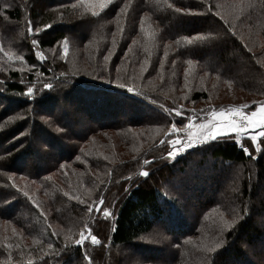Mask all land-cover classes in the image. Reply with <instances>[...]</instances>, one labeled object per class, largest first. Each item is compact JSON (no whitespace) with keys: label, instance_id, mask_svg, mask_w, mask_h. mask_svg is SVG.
<instances>
[{"label":"trees","instance_id":"obj_1","mask_svg":"<svg viewBox=\"0 0 264 264\" xmlns=\"http://www.w3.org/2000/svg\"><path fill=\"white\" fill-rule=\"evenodd\" d=\"M81 1L0 0V40L6 50L0 47V64L5 59L12 61L13 56H23L36 70L26 77L11 71L6 83L0 80V264H88L87 253L97 264H195L194 258L198 257L199 264H264V223L255 222L264 208V139L257 152L248 143L242 145L250 155L231 138L211 143L208 151L202 152L199 170L210 157L214 161L208 169L212 175L199 178L198 172L190 170L191 161L182 160L181 184L175 181L173 185L172 180L163 181L167 174L164 165L156 166L144 178L140 171L145 160L140 167H131L133 159L119 157L123 133L113 136L104 132L112 127L127 130L133 124L160 122L148 119L144 113L147 108L162 117L168 116L164 107L191 112L184 104H172L170 97L152 91L183 82L188 61L194 63L199 75L218 76L234 85L228 93H238L236 98L241 92L251 96L249 111L263 105L264 0H224L229 6H221L222 11L232 10L229 26V14L218 19L195 16L190 13L194 3L183 5L186 0H140L134 6L128 0H114L103 9L97 4L94 11L85 3L78 6ZM61 6L65 13L57 16ZM75 11L86 13L90 21L72 24ZM94 12L99 15L90 16ZM123 17L130 19L124 30ZM144 18L152 24L150 34L164 33V38L160 48L153 40V49L148 53L141 48L136 57L129 59L131 73L137 78L133 80L130 75L128 82L120 65L129 50L136 47L135 37ZM29 21L33 29H39L38 35L29 34ZM16 24L22 26L18 32ZM47 24L52 27L45 29ZM185 36L206 39L189 43L183 39ZM32 39L39 44L33 46ZM68 39L74 40L79 49L99 40L95 44L98 61L86 69H70L68 61L54 62L48 52ZM169 41L174 48L169 47ZM230 55L235 62L228 60ZM105 56L109 58L105 60ZM163 59H171L166 66L169 74L151 89L153 75H158L156 68ZM148 60L155 63L154 68L148 67ZM143 62L147 67L140 71ZM235 67L239 70L232 71ZM114 70L121 72L114 74ZM108 77L118 82L105 79ZM134 81L139 89L133 88V92L117 86L123 83L133 87ZM45 83L53 87L45 89ZM29 87L34 88L31 97L25 95ZM207 98L205 93L193 95L196 101ZM3 99L9 103L7 108ZM62 102L73 107L72 118L87 120L90 126L71 134L58 116ZM227 104L236 107L248 101ZM41 117H49L47 126L57 130L45 133L47 127ZM34 138L46 144L39 152L49 160L45 165L37 155L32 159ZM221 190L227 192V197H222ZM259 190L263 197L256 201ZM188 193L198 200L184 209L179 202ZM100 198L104 204L97 211ZM105 210L111 215L106 217ZM234 219L237 222L233 227H224L225 222ZM85 224L101 245L87 243L88 249H84L75 243L81 232H86ZM154 230L168 235L170 239L165 240L176 247L151 249L138 244ZM214 243H221V247L208 252L206 249ZM125 247L136 249L138 257L120 253ZM254 247L258 250L256 263L248 252Z\"/></svg>","mask_w":264,"mask_h":264},{"label":"rangeland","instance_id":"obj_2","mask_svg":"<svg viewBox=\"0 0 264 264\" xmlns=\"http://www.w3.org/2000/svg\"><path fill=\"white\" fill-rule=\"evenodd\" d=\"M113 1L114 0H112V2ZM139 1L140 0H128V4L131 3L132 6H134L138 4ZM188 1L194 3V5L191 8L192 11H190V13L194 14L195 16H199V17L208 16V17H213L215 19H218L223 14H229L230 16L226 17V21L229 20V22L231 18H233L231 15L232 10L230 12H227L226 10L222 11L221 6H223V9L229 6V4L223 3L224 0H186V2L183 5H185ZM112 2L110 4H112ZM83 3H85V5H87L90 10L94 11L97 9L95 8L97 7L96 5L97 4L100 5L101 0H84V1H81V3L78 6H80ZM115 3H118V0H116ZM209 6H211V11H208ZM61 7H58L59 10L57 12V16H60V14L65 13V8L63 6ZM75 12L76 14L73 16L74 19H71L72 24L75 21H76L75 22L76 24H79V23L82 24L83 22L81 23V21H90V17H87L86 13H80L79 11H75ZM92 15L93 14H90V16ZM171 24L173 25V22ZM129 25H130V19L128 17L127 18L123 17V20H122L123 30L127 28V26ZM151 25L152 24L149 23L148 20L145 18L141 21L140 31H138V35L135 37L137 41H134L136 44V47H133L129 50V52L127 53V57L123 60L124 62L122 61L123 63L120 65L121 71L124 74L126 81L128 82H130L129 80L130 75L133 80H135L134 78H137V76L131 73V61L129 59H131V57H136L137 51L140 50L141 48L144 49L145 53H148L149 50L153 49L151 47L153 45V40L157 41L159 48H160L161 43L163 42L164 33H159V32L154 31L150 34L149 29L151 28ZM227 25L229 26V23ZM21 27L22 26L20 24H16L15 26L16 31L18 32L20 29H22ZM230 29L233 30V28L231 27ZM151 37H152V42H151ZM64 41L61 42L59 47L48 52L49 56L52 58L54 62L68 61L67 64L69 65L70 69L71 68L76 69L80 66L82 67V69H86L88 65L91 66L93 64V61H98V57L100 55H95V51L99 49L95 44L99 40L97 41L92 40L91 42L84 44L83 48L79 49L78 46L75 44L74 40L68 39L67 40L68 41L67 54H65L64 52ZM169 43H170L169 47L171 48L175 47L172 41H169ZM0 47L2 48V49L0 48L2 51H6L4 48L3 42L1 43V40H0ZM7 51L10 52L9 49ZM40 54L41 53H38L37 57H41ZM228 60L232 63V62H235L236 58L233 55H230L228 57ZM169 61H171V59L169 60L163 59L162 62L158 63L157 68H156V72H158V75L155 77L154 76L155 73H154L153 75L154 82H153V85L150 86L151 89L157 88L158 85L162 84L163 78L168 76L169 73H167L168 70L166 66ZM147 64H148V67L151 66L154 68L155 63L152 64L150 60L147 61ZM146 67H147L146 63L143 62L142 66L140 67V71H143L144 69H146ZM187 68L190 70V72L189 70H187L186 76L184 78L185 80L181 82L180 84L169 86L165 90H161V91L152 90V91L155 92L156 94H161V95L170 97L173 100L171 101L172 104H175V102H176V105L184 104L185 107H187L186 109H188V111H191V112H188L190 113L189 115L188 113L186 112L183 113L182 111H180L181 115H177L176 112L179 110L164 107V111L168 116L162 117V116H159V114L154 109L149 110L147 108V109H144L145 111L144 113L147 114V116L149 117L148 119L149 120H159L160 122L148 121L141 125L133 124L131 125V128H128L127 130L125 129L119 130L118 127H112L111 129L113 130L111 131L110 130L104 131V132H108L110 135H113V136H115L116 134L118 135L120 132L123 133V136L121 139H123L122 142L124 144L122 145V147L120 145L118 149L121 152V154H119V157L123 159L124 157L129 156V159H133L131 162H129V165L131 164V167H133L135 164H136V167H140V163L141 162L143 163L144 160H147L149 161V163L144 164V166L142 167L144 170L142 169L140 173L142 171H148L150 174V172L152 173L154 171V168H156V166L160 167L164 165V167H166L164 171L167 172V174H166V178L163 179V181H165L166 179L168 182L172 180L173 185H175V181H177L176 184H181L180 177L182 176H180L179 170L182 167V164H181L182 160L185 161L186 159H189L191 161L190 170L193 169L195 172H198L197 174L199 175V178L207 179L208 175L210 176L212 175L213 172L208 169L210 168L209 166L212 167V164L214 163V161L210 157H208L207 160L204 162L205 164L203 165L202 170H199L200 161L202 159L201 158L202 152L206 153L208 151L207 147H209L211 143L218 141L220 139L231 138L232 140L237 141L241 146L246 145L245 143H248V145H251L255 149V145L252 142L251 137L256 136L257 142L260 143V145H261L260 141L264 139V137L259 136V131H260L259 128H252V129H249L247 132L240 133L238 135L235 133H228L225 137L217 138L214 141H208L206 143L196 142V144L192 148H187L186 150L184 148H181V151L175 156V158L169 157L168 152L172 150V146L169 143V141L176 138V134L172 133V130H171V125L173 123H175L177 127H180L182 121L187 123L190 117H195V120L193 122L194 124L199 125L201 123H206L207 121H211L213 119L211 115V112L213 110L219 113L221 109L226 110L227 112L228 109L236 108V109H240L243 113L250 114L252 111H256L257 113H259L261 106H264V104L259 105L258 107L255 108V110L249 111L250 108L247 106L252 103L253 98L251 96H246L244 93L241 92L239 93L238 98H236L238 93L236 94L235 92V94L233 95L228 93L229 90L231 91L232 88H235L234 85H232L230 82H227L225 79L220 78L218 76H214V75H211V76L210 75H202V76L199 75L198 69L196 70L194 63H191V64L187 63ZM234 69L235 70H232V71L239 70V69H236V67ZM11 71L22 73L24 74L25 77L27 75H30V73H36L35 68L31 67L30 65H27L26 60L19 59V56H13L12 61L5 59L3 61V64H0L1 82L6 83V81L9 78L8 73ZM121 71L119 70L118 72H116V70H114L113 73L118 74ZM105 79H113L114 81H116L115 78H111V77H108ZM134 83L136 85L133 86V88L139 89L137 87L138 83L136 81H134ZM195 93H201V94L205 93L209 96V98H207L206 100H199V101L193 100V95ZM244 101H248V104H245V105L243 104V106H236V107L230 106L227 104V103L239 104V103H243ZM3 103L5 104L3 105L4 108H7L9 103L4 99H3ZM58 108L62 110L58 113V116L60 117V123L67 126L71 134H75V133L77 134L78 132L80 133L84 129H86L88 126H90L87 120L81 119L80 121H77L78 119L76 116L72 118V114L74 110L72 106H67L66 104L62 102ZM228 115L231 116V113H228ZM124 117L128 118L127 115H124ZM53 118H56V117L54 116ZM232 118L238 119V117H232ZM36 119H37L36 121H38V116L36 117ZM41 119L44 120L43 125L47 127L46 128L47 132L45 133L50 134L51 132H53V130H57V129H53L47 126L49 122L48 120L50 119L49 117H43V118L41 117ZM73 119L75 121V124H73ZM163 120L165 122V125L163 123ZM165 120H167V123ZM177 120H179V124L176 123ZM124 121L128 122L127 120H124ZM189 131H191L195 135H199L198 128H193L191 130L187 129L186 127L181 128L179 135L185 144L187 143L186 137ZM104 132H102V134ZM69 134H66V135L68 136ZM39 140L41 141V139L34 138L33 145H35V150H34V153L32 154V159H36L35 156L37 155L40 157L41 161L43 162L42 164L45 165L48 163L49 160L47 159V157H42L39 152H42V150L46 148V144H43L42 142L40 143ZM162 140L164 141L163 144L160 143V141ZM245 141H249V142H245ZM63 145H67V144L63 142ZM124 151L126 152V154H123ZM129 159H127L126 161H128ZM168 169H171L172 171L169 172ZM160 177L162 178V176ZM160 177H157V178L160 179ZM169 189H172V187H169ZM221 193H222V197L223 195L227 197V192H225V190H221ZM262 197H263V192L260 190L257 191L256 201L260 200V198ZM195 200L197 201L198 198L194 197L192 193L191 194L188 193V195L184 199L180 200L179 203H181V205H183L185 209L189 207V205L194 204ZM97 207L100 208L101 206L97 204L96 208ZM263 221H264V208L261 209V212L259 211L258 218L255 220V222H258V224H260V223H264ZM37 236L39 235L37 234ZM168 238H169L168 235L160 232L159 230H154L149 236L140 240L138 244L146 246L151 249L152 248L164 249L165 247H170V246L175 248L176 244L174 242L170 241L167 243L165 239H168ZM32 239H34V237ZM90 240H91L90 236L88 237V239L85 240V243L82 246V247H85L84 249H88L86 247V244L90 243ZM101 243L99 245H101ZM99 245H94V246H99ZM122 252H125L129 256L135 254L133 256L138 257V253L136 252V249L134 250L131 247H125V248L120 249V253ZM248 252L250 255L249 257H252V260L255 261L256 263L258 260L257 258L258 250L255 249V247L254 249L248 248ZM85 259L88 264H97L96 261L94 263L93 260L91 259V254L87 253ZM8 261H10V259H7L6 263H9ZM194 262L195 264H199V257L194 258ZM229 262L228 264H232ZM128 264H133V263L128 262ZM139 264H142V262H140Z\"/></svg>","mask_w":264,"mask_h":264},{"label":"snow or ice","instance_id":"obj_3","mask_svg":"<svg viewBox=\"0 0 264 264\" xmlns=\"http://www.w3.org/2000/svg\"><path fill=\"white\" fill-rule=\"evenodd\" d=\"M112 2V0H101L100 3V8L103 9L105 8L108 4H110ZM127 7V5H125L123 8L120 9L121 12H123L125 10V8ZM171 7V5H170ZM177 12L182 11L180 8H176L175 9ZM208 11H211V6H209ZM93 15H99V13L94 12ZM29 27H28V32L30 35H38L39 33V29H33L32 27V22L29 21ZM52 25L51 24H47L44 25L45 29L51 28ZM183 39L187 40L189 43L192 42V39H206V37H193V38H189L188 36L183 37ZM33 46H36L39 44V41L37 39H32L31 41ZM177 43H179V41H177ZM68 51V41L65 40L64 41V52L65 54H67ZM6 56H9V59H11L12 57L5 52L4 53ZM42 55V53L40 54ZM109 57L105 56L104 59L107 60ZM19 59L23 60V56H20ZM189 64L192 63V61H188ZM117 79H119V77H117ZM109 83H112V80L108 81ZM119 88L121 89H125L128 92H133L134 89L132 86H126L123 83H119L117 85ZM43 87L45 89H51L53 87V85L51 83H45L43 85ZM34 93V88L33 87H29L27 89V92L25 93V95L31 97ZM153 103H155V101H153ZM228 113H231V116L228 115ZM177 115H181L180 111L176 112ZM211 115L213 117V119L211 121H207L206 123H201L199 125L194 124V120L195 117H190L187 121V123L185 122H181V126L177 127V125L175 123H173L171 125V130L172 133L176 134V138L173 140H170L169 143L172 146V150L168 152V156L175 158V156L181 151V148H184L185 150L187 148H192L196 142H208V141H214L217 138H222L225 137L228 133H235V134H240V133H245L247 132L249 129L252 128H259V136L264 137V106H261L259 113H257L256 111H252L250 114H246L243 113L240 109H236V108H232V109H228L227 112L226 110L221 109L219 111V113H217L215 110H213L211 112ZM232 117H238V119H234ZM21 119L23 117H20ZM186 127L187 129L191 130L193 128H198V132L199 135H195L193 134L191 131L188 132L187 134V143L185 144L184 141L181 139L179 133L181 131V128ZM58 130H62V129H58ZM252 142L255 145V150L259 151L260 150V143L257 142V137L256 136H252L251 137ZM161 144L164 143V141H160ZM243 147V146H242ZM245 153H248L249 150L248 148L244 147L243 148ZM250 155V153H249ZM107 159V157L105 158ZM145 164H148L149 161L145 160L144 161ZM141 175L144 177H147L149 175L148 171H142ZM130 178V177H129ZM50 179V177H49ZM23 195L25 197L28 196L27 192H23ZM65 196L68 195V193H64ZM77 199H79L77 197ZM34 203V202H33ZM81 203H84V201H81ZM99 205L102 206L104 204V200L103 198H100L99 200ZM36 207L38 208L39 205H36ZM93 209L92 207L88 208V211L91 212ZM97 211L100 210L99 207L96 208ZM235 211V209L233 210ZM104 215L107 217L109 215H111V213L108 210L104 211ZM237 221L234 219L232 220L230 223L229 222H225L224 223V227L225 228H231L235 225ZM85 229L86 232H81L79 239H77L75 241V243L79 246H83L85 243V240L88 239V237H91L90 243L92 245H99L101 243L100 239L96 236V235H92V231L91 229L88 227L87 224H85ZM15 231V230H13ZM55 235V233H53ZM49 248H52L53 245L51 243L48 244ZM221 247V243H214L213 247H208L206 250L208 252H215L217 249H219Z\"/></svg>","mask_w":264,"mask_h":264}]
</instances>
